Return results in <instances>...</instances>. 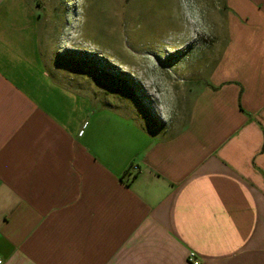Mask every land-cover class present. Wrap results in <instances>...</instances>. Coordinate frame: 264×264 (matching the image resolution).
Here are the masks:
<instances>
[{
	"label": "crops",
	"instance_id": "obj_1",
	"mask_svg": "<svg viewBox=\"0 0 264 264\" xmlns=\"http://www.w3.org/2000/svg\"><path fill=\"white\" fill-rule=\"evenodd\" d=\"M221 2L209 81L158 135L51 57L42 0H0V264H264V0Z\"/></svg>",
	"mask_w": 264,
	"mask_h": 264
},
{
	"label": "rangeland",
	"instance_id": "obj_2",
	"mask_svg": "<svg viewBox=\"0 0 264 264\" xmlns=\"http://www.w3.org/2000/svg\"><path fill=\"white\" fill-rule=\"evenodd\" d=\"M42 2L51 57L102 106L158 135L185 122L226 42L221 0Z\"/></svg>",
	"mask_w": 264,
	"mask_h": 264
},
{
	"label": "built area",
	"instance_id": "obj_3",
	"mask_svg": "<svg viewBox=\"0 0 264 264\" xmlns=\"http://www.w3.org/2000/svg\"><path fill=\"white\" fill-rule=\"evenodd\" d=\"M132 170L133 171H137L138 170V166L137 165H132L131 166ZM188 261L191 263V264H200V261L198 260V258L196 257V254L194 251H190L188 253ZM1 262V261H0Z\"/></svg>",
	"mask_w": 264,
	"mask_h": 264
},
{
	"label": "snow or ice",
	"instance_id": "obj_4",
	"mask_svg": "<svg viewBox=\"0 0 264 264\" xmlns=\"http://www.w3.org/2000/svg\"><path fill=\"white\" fill-rule=\"evenodd\" d=\"M195 0H183V3L185 4H189V3H194Z\"/></svg>",
	"mask_w": 264,
	"mask_h": 264
}]
</instances>
